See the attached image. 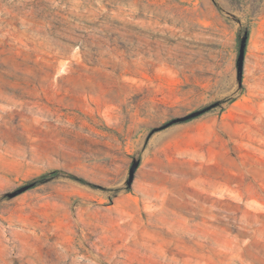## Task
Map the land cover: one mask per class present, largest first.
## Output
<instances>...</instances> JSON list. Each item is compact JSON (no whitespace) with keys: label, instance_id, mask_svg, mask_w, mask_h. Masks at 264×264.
I'll return each instance as SVG.
<instances>
[{"label":"rangeland","instance_id":"obj_1","mask_svg":"<svg viewBox=\"0 0 264 264\" xmlns=\"http://www.w3.org/2000/svg\"><path fill=\"white\" fill-rule=\"evenodd\" d=\"M0 264H264V0H0Z\"/></svg>","mask_w":264,"mask_h":264},{"label":"water","instance_id":"obj_2","mask_svg":"<svg viewBox=\"0 0 264 264\" xmlns=\"http://www.w3.org/2000/svg\"><path fill=\"white\" fill-rule=\"evenodd\" d=\"M190 117H184V118H181L179 121L180 122H184V121H187ZM136 170V167L133 168L132 172H134Z\"/></svg>","mask_w":264,"mask_h":264},{"label":"trees","instance_id":"obj_3","mask_svg":"<svg viewBox=\"0 0 264 264\" xmlns=\"http://www.w3.org/2000/svg\"><path fill=\"white\" fill-rule=\"evenodd\" d=\"M245 43V42H244Z\"/></svg>","mask_w":264,"mask_h":264}]
</instances>
